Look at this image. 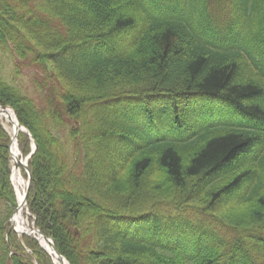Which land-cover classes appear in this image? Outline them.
Returning a JSON list of instances; mask_svg holds the SVG:
<instances>
[{
    "label": "trees",
    "instance_id": "trees-1",
    "mask_svg": "<svg viewBox=\"0 0 264 264\" xmlns=\"http://www.w3.org/2000/svg\"><path fill=\"white\" fill-rule=\"evenodd\" d=\"M0 105L70 264H264V0H0ZM164 114L184 134L150 126ZM9 144L0 121V264H53L5 241Z\"/></svg>",
    "mask_w": 264,
    "mask_h": 264
},
{
    "label": "rangeland",
    "instance_id": "rangeland-1",
    "mask_svg": "<svg viewBox=\"0 0 264 264\" xmlns=\"http://www.w3.org/2000/svg\"><path fill=\"white\" fill-rule=\"evenodd\" d=\"M24 80L20 82V85L22 86L23 90L25 92H27L28 94L32 95V96H36L37 94L35 92V90H33L31 84L28 82V75L26 74L25 77H22ZM193 102V106L191 108V110L193 112H195L196 114H198L199 116L205 117L207 118L208 116H211L212 114L215 115L218 112L222 111L225 108V105H227L226 102H221L219 100L215 101V100H200L195 102V100H192ZM121 105L123 106L124 110L126 111H131L132 109L137 110L138 109V104H136L135 101L133 102H123L121 103ZM174 114L168 116L166 114L162 115L161 117H159V120H157V122L155 124H151L150 126L156 125L158 128V130L160 132H165L166 127L170 132L175 133V135H182L184 134V130L178 129V128H172L171 127V123H172V118H173ZM141 118V125L143 127V129L146 128V122L144 119ZM0 121L2 123V125L7 129L10 130L12 129L11 124L9 123V120L7 119H3V117H0ZM10 164H11V160H10ZM12 167V166H11ZM7 209V206L5 205V203H3L2 201H0V212L5 213ZM29 219V216H28ZM32 219V217H31ZM8 220V219H7ZM29 223L30 225H32V222L29 219ZM7 224V222H6ZM16 238L18 240H22L23 237L20 238L19 235H16ZM9 245V244H8ZM12 248V247H11Z\"/></svg>",
    "mask_w": 264,
    "mask_h": 264
},
{
    "label": "bare ground",
    "instance_id": "bare-ground-1",
    "mask_svg": "<svg viewBox=\"0 0 264 264\" xmlns=\"http://www.w3.org/2000/svg\"><path fill=\"white\" fill-rule=\"evenodd\" d=\"M3 119H14L13 112L8 110V113H3ZM11 152L13 156V160L20 157L19 151L16 147L15 141H13L11 145ZM11 179L13 183V187L15 189L18 206L15 213L11 216V224L18 235H22L23 233H28L31 230V225L29 223L28 215L26 212L25 204H24V194L26 190V179L23 177V173L21 168H15L12 166L11 171ZM39 240V243L46 248L51 253V261L53 264H68V262L64 259L62 260L54 251L53 247L50 243L44 239V237L36 234Z\"/></svg>",
    "mask_w": 264,
    "mask_h": 264
},
{
    "label": "water",
    "instance_id": "water-1",
    "mask_svg": "<svg viewBox=\"0 0 264 264\" xmlns=\"http://www.w3.org/2000/svg\"><path fill=\"white\" fill-rule=\"evenodd\" d=\"M10 109H11V108L8 107V106H0V115H3V113H8V110H10ZM11 110H12V109H11ZM12 112H13V115H14V119H10V123L12 124V127H13V139L16 140V138H17V132H18V131H22V132H25V133H27V134H29V132H28V130H27V128H26L25 126L21 125V124L18 122V120H17V118H16V115H15L14 111H12ZM12 142H13V140H12ZM35 148H36L35 142H34V140H32V151H31V153L28 154L24 159H21V158L19 159V158H17V156H16V159L13 160L14 158H13V156H12V152L10 153V159L13 161V166H14L15 168H19V167L21 166V167L25 170V172H26V174H27L26 190H25V194H24V204H26V197H27V195H28V190H29L30 185H31V173H30V170H29V167H28L27 161H28V159L30 158V156L32 155V153L34 152ZM16 209H17V208H16ZM16 209L14 210L13 213H15ZM30 232H37L40 236L44 237V236L41 234V232H40L39 230H37V229H35V230H31ZM49 241H50V240H49ZM53 248H54V247H53ZM54 251H55V249H54ZM55 253H56V254H57L62 260H64V258H63L60 254H58L56 251H55Z\"/></svg>",
    "mask_w": 264,
    "mask_h": 264
}]
</instances>
